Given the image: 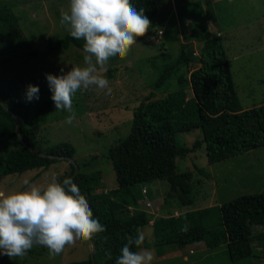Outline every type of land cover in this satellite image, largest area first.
Instances as JSON below:
<instances>
[{"label":"trees","instance_id":"trees-1","mask_svg":"<svg viewBox=\"0 0 264 264\" xmlns=\"http://www.w3.org/2000/svg\"><path fill=\"white\" fill-rule=\"evenodd\" d=\"M161 1L165 0H132L135 7L144 8L149 19L155 16ZM196 17L189 22L186 34L192 40H201L198 52L190 45L182 46L175 55L169 51L158 54L164 64L150 86L164 95L153 98L154 92H150L146 100L135 107L127 135L104 154L115 173V188L97 191L101 186L100 172L88 170L91 160L98 158L97 154L84 161L74 157L76 149L72 143L48 144L46 138H38L39 126L48 120L54 107L51 97L32 111L15 91L0 90V101L7 102L6 109H0V178L45 169L74 157L77 171L70 163L69 171L58 182L74 183L93 215L106 226L104 231L87 240L90 245L91 241L95 244L93 258L89 253L84 259L66 264H115L128 237L135 236L137 229L150 220V214L137 205L138 198L142 197L139 184L164 179L171 193L167 196L175 197L176 206L194 204L192 173L177 170V156L182 157L204 145L208 161L215 163L264 146V102L246 109L242 107L229 59L222 47V36L210 30L208 16H204L202 10ZM209 17L215 18L214 13L210 12ZM158 30L159 34L163 32ZM45 42L49 50H57L71 45L83 48L84 40L73 38L68 32L55 39L46 38ZM31 46L17 26L11 5L0 6V64L34 56L38 48ZM195 62L198 65L192 67ZM173 81L175 87L171 88ZM13 114L19 118L22 140L15 131ZM192 129H200L202 136L196 137L189 146L179 144L176 134ZM152 226L156 236L167 245L203 243L209 249L225 245L233 264H254L253 259L264 264L261 260L264 255V190L241 194L220 205L159 216ZM253 244H260L261 248L256 249ZM132 247L136 249L135 245ZM44 251L43 245L32 250L34 255Z\"/></svg>","mask_w":264,"mask_h":264},{"label":"rangeland","instance_id":"rangeland-1","mask_svg":"<svg viewBox=\"0 0 264 264\" xmlns=\"http://www.w3.org/2000/svg\"><path fill=\"white\" fill-rule=\"evenodd\" d=\"M6 4L11 5L17 26L30 41L31 48H38V51L34 56L14 58L0 64V90L15 91L34 111L42 101L51 97L45 73L57 74L61 69L67 71L73 64L83 66V48L71 45L66 49L49 50L45 42L46 38L55 39L69 32L61 24L60 17L61 9H68L69 0H0V6ZM201 10L204 16H208L210 30L222 36V47L229 59L242 107L246 109L264 102V0L159 2L157 13L150 18L151 25L145 34L137 37V42L130 46L124 57L110 62L106 73L100 74L101 78L110 81L113 93L111 99H106L105 94L97 95L77 89L72 96L71 110L75 113L72 123L65 122L68 111L56 110L54 105L48 120L38 129V138H46L48 144L61 141L72 143L76 149L74 157L78 159L91 160L92 155L97 154L98 158L91 160L88 168L100 172L101 188L98 187L97 191L117 187L114 170L104 154L129 132L135 107L146 100L150 92H154L153 98L164 95L152 90L150 86L164 64L158 54L169 51L175 55L182 46L192 45L194 50L201 47L199 38L192 40L186 34L189 22L197 18L196 14H200ZM210 12L214 13L215 18L209 17ZM158 29L163 32L159 34ZM195 60H198L197 57ZM197 65L195 62L192 67ZM28 83L39 85V99H25L24 92ZM175 83L171 82V88L175 87ZM199 136H202L200 129H192L177 133L176 140L179 144L189 146ZM74 157L71 159L74 160ZM70 163L68 159L62 160L45 169L27 170L18 176L2 177L0 191L7 193L12 191V187L15 190L21 189L25 186V179L41 186L53 177L59 181L69 171ZM176 165L178 171L192 173L194 204L176 206L175 197L167 196L171 193L169 183L164 179L139 184L142 197L138 198L137 205L150 214L149 223L140 229L145 234L141 247L153 250L152 264H233L225 245L210 249L203 243L180 247L167 245L153 232L152 223L159 216L220 205L241 194L264 190V146L210 163L203 145L182 157L177 156ZM253 245L256 249L261 248L260 244ZM39 247V244H34L24 256L10 258L0 255V264H66L86 258L91 250L87 240L81 241L68 247L62 256L53 261L47 248L41 255H34L32 250ZM253 263L261 264L255 259Z\"/></svg>","mask_w":264,"mask_h":264},{"label":"clouds","instance_id":"clouds-1","mask_svg":"<svg viewBox=\"0 0 264 264\" xmlns=\"http://www.w3.org/2000/svg\"><path fill=\"white\" fill-rule=\"evenodd\" d=\"M60 17L70 36L84 40L83 66L73 64L67 71L45 73L55 109L67 110L65 122L71 124L76 90L105 94L106 99H111L110 81L100 74L108 71L110 62L127 54L151 21L144 8L135 7L132 0H69L68 9H61ZM24 95L28 101L39 99V85L28 83ZM6 107L7 102L0 101V109L4 111ZM66 159L76 164L75 160ZM23 184L15 191H0V255L24 256L34 244H39L48 249L54 261L68 247L105 230L106 226L93 215L82 192L71 181L58 182L53 177L42 186L27 179ZM144 240V232L137 229V234L129 236L121 247L115 264H152L153 250L140 247Z\"/></svg>","mask_w":264,"mask_h":264},{"label":"water","instance_id":"water-1","mask_svg":"<svg viewBox=\"0 0 264 264\" xmlns=\"http://www.w3.org/2000/svg\"><path fill=\"white\" fill-rule=\"evenodd\" d=\"M13 115L15 117V131H16L18 137L22 140L23 138H22V135H21L20 129H19V118L15 114H13ZM74 166H75V171H76L77 170L76 164ZM95 249H96L95 244H94L93 241H91V251H90V255H91L92 258H93V254L95 252Z\"/></svg>","mask_w":264,"mask_h":264},{"label":"crops","instance_id":"crops-1","mask_svg":"<svg viewBox=\"0 0 264 264\" xmlns=\"http://www.w3.org/2000/svg\"><path fill=\"white\" fill-rule=\"evenodd\" d=\"M209 21V20H208ZM210 23V22H209ZM188 39V38H187ZM196 52L198 51V50H195Z\"/></svg>","mask_w":264,"mask_h":264}]
</instances>
